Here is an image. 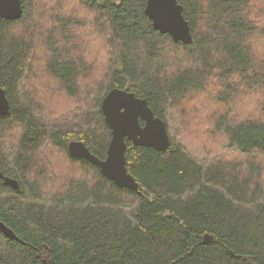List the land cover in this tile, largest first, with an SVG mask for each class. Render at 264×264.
Instances as JSON below:
<instances>
[{
	"label": "trees",
	"instance_id": "trees-1",
	"mask_svg": "<svg viewBox=\"0 0 264 264\" xmlns=\"http://www.w3.org/2000/svg\"><path fill=\"white\" fill-rule=\"evenodd\" d=\"M21 1L0 19V171L20 185L0 179L16 236L0 230V264H264V0H178L189 45L154 29L148 0ZM215 84V106L189 111ZM113 89L147 100L171 139L127 142L137 192L68 149L106 158Z\"/></svg>",
	"mask_w": 264,
	"mask_h": 264
},
{
	"label": "water",
	"instance_id": "water-1",
	"mask_svg": "<svg viewBox=\"0 0 264 264\" xmlns=\"http://www.w3.org/2000/svg\"><path fill=\"white\" fill-rule=\"evenodd\" d=\"M183 12V6L178 0H148L145 8V15L151 20L156 31L171 36L177 43L189 45L194 39ZM22 16L21 0H0V19L16 21ZM10 109L11 104L6 91L0 87V116L9 114ZM102 112L112 132L106 158L100 159L82 142H72L68 148L69 153L75 158L97 166L101 174L118 187L137 192L139 184L127 167V142L136 147L166 151L171 146L167 125L161 118L156 117L147 100L123 89H113L108 93L102 102ZM0 179L16 190L20 189L16 180L4 176L1 171ZM0 230L6 236L16 238L13 231L2 222ZM214 241L213 236L206 235L203 244L210 245ZM228 252L231 256L237 257L232 251Z\"/></svg>",
	"mask_w": 264,
	"mask_h": 264
},
{
	"label": "rangeland",
	"instance_id": "rangeland-1",
	"mask_svg": "<svg viewBox=\"0 0 264 264\" xmlns=\"http://www.w3.org/2000/svg\"><path fill=\"white\" fill-rule=\"evenodd\" d=\"M261 22L262 23L259 26L262 25V27H261L262 36L257 37L254 41V48L257 52H259L262 48H264V22L263 21H261ZM174 62L175 61H172V64H174ZM41 83H43L42 79L39 81L40 85H41ZM216 91H218V88L215 84L214 87H211L209 89V91H207L208 93L205 94V96L198 95V96L194 97L195 99H193V100L199 99V101H197L196 103H191V105L188 107V110L189 111H193V110L198 111L199 104H202V105L206 104L208 106V109H209V107L215 106V104L213 102V98L216 96ZM255 99H257V95H251V96H249L248 101H246L245 104H249V106H252L255 104ZM203 112H205V111H203ZM56 160L58 161V163L61 166H63V165L65 166L64 160L60 159V157L57 156ZM66 166L69 168V171H71L75 174H78L77 172H75V170L73 168H70V166L68 164ZM68 168H66V169H68Z\"/></svg>",
	"mask_w": 264,
	"mask_h": 264
}]
</instances>
